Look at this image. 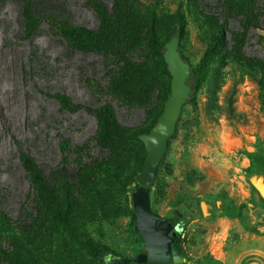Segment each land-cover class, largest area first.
<instances>
[{
  "label": "rangeland",
  "instance_id": "374dc122",
  "mask_svg": "<svg viewBox=\"0 0 264 264\" xmlns=\"http://www.w3.org/2000/svg\"><path fill=\"white\" fill-rule=\"evenodd\" d=\"M25 2L39 23L28 39L20 22ZM249 2L0 0V264L14 253L27 264H148L153 246L171 264H264V30L247 26ZM93 3L102 6L103 21ZM229 3L233 14L224 10ZM257 7L264 13V0ZM221 23L224 38L195 105L191 91L146 190L136 182L144 149L132 134L168 96L162 57L145 47L146 28L151 24L163 45L176 37L193 68ZM60 25L91 36L69 33L70 45ZM55 94L78 108L61 110ZM104 104L127 138L98 147L90 111ZM19 153L46 177L61 167L69 182L77 175L70 223L80 242L115 258L92 259L46 221L49 210L61 208V195L35 207ZM253 154L263 168L251 166ZM136 196L152 221L138 219Z\"/></svg>",
  "mask_w": 264,
  "mask_h": 264
},
{
  "label": "trees",
  "instance_id": "16d2710c",
  "mask_svg": "<svg viewBox=\"0 0 264 264\" xmlns=\"http://www.w3.org/2000/svg\"><path fill=\"white\" fill-rule=\"evenodd\" d=\"M257 4L258 0H250L249 2V13L251 15V20L248 22L249 25L247 26H250V28L254 30H264V13L261 11V9L257 7ZM92 6L98 18L103 21V19L106 18V14L102 6L96 3H93ZM224 10L231 14L234 13L232 4L227 5V8L224 7ZM20 22L24 38H30L39 24L35 16V6L33 4L25 2V5L23 6V9L21 11ZM240 25L241 27L246 26L244 22ZM225 27L226 26L224 23L220 24L218 30L211 37L210 43L206 47L198 63L193 68H190V74L185 80V84L189 86L193 94L190 100L188 101L191 106L195 105L193 98L195 92L199 89V87L207 77L210 64L212 63L214 58L216 47L224 38ZM74 32L81 33L84 36H91L90 32H87L84 29L78 27H69L65 25H60L58 27V34L70 45L72 44V37L69 33ZM174 33L175 28L172 29L170 36ZM145 47L149 53L161 57L163 52V44L157 42L156 35L151 24L148 25L146 28ZM162 65L165 72L164 63ZM165 74L167 75L168 80V87L166 91L168 94L170 77L167 72H165ZM53 98L58 104V107L63 111L73 112L78 108L76 106L71 105L69 103L68 98L63 95L55 94ZM165 99L166 97L162 98V102L165 101ZM90 112L95 120L96 125L93 140L98 147L113 140L127 138L126 129L121 128L118 125L117 120L113 114V110L109 104L101 105ZM159 113L155 116V118L150 122L149 125L134 132L132 134V137L136 138V135L139 133H147L150 127L154 124L157 117L159 116ZM65 144V142H61L59 144L61 152L65 150ZM17 158L19 165L22 171L24 172L25 176L27 177L29 184L33 190L35 207H39V205L48 202L49 199L54 195V192H58L59 195H61V208L49 210L45 218L46 221L59 225L70 235V237L76 244L84 248L85 252L92 259L100 260L105 257L115 258V254L103 246L92 245L89 242H80L78 240L75 228L70 223L71 205L74 202V197L77 195V190L79 189V182L76 178L77 175L73 174V176H71L73 177V179L75 178V180L71 183L67 179L65 168L61 167L56 168L55 170H51L48 177H46L43 175L42 171L35 165L34 161L27 155L19 153ZM250 164L256 169L260 168L261 166L263 168V164L260 163V160L255 156V154L250 156ZM135 202L137 204L136 211L138 213V219L140 221L147 222L152 221V219L155 218L154 215L147 214L145 212L141 203L142 201L139 200V196H136ZM226 213L229 216L233 215L230 210H226ZM237 217H241L239 213H237ZM9 255H12L9 257V264H27L26 262L21 260V257H18L17 253Z\"/></svg>",
  "mask_w": 264,
  "mask_h": 264
},
{
  "label": "water",
  "instance_id": "95a60500",
  "mask_svg": "<svg viewBox=\"0 0 264 264\" xmlns=\"http://www.w3.org/2000/svg\"><path fill=\"white\" fill-rule=\"evenodd\" d=\"M161 57L170 77L168 96L159 116L148 132L136 135V139L144 149V159L136 182L144 189L152 186L155 168L162 156L165 143L173 133L181 108L191 93L189 86L185 84V80L190 74V67L182 60L177 51L176 37H172L164 43ZM151 254H153L152 257ZM146 260L151 264L172 263V257L160 249L156 250L155 246L152 247V250L147 251Z\"/></svg>",
  "mask_w": 264,
  "mask_h": 264
},
{
  "label": "crops",
  "instance_id": "0c3cea01",
  "mask_svg": "<svg viewBox=\"0 0 264 264\" xmlns=\"http://www.w3.org/2000/svg\"><path fill=\"white\" fill-rule=\"evenodd\" d=\"M222 264H230V262H228V261H225V262H222Z\"/></svg>",
  "mask_w": 264,
  "mask_h": 264
}]
</instances>
